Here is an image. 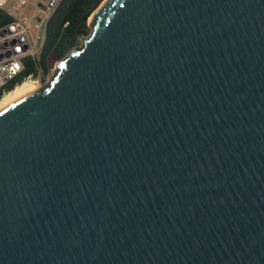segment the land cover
Masks as SVG:
<instances>
[{"label":"water","instance_id":"obj_1","mask_svg":"<svg viewBox=\"0 0 264 264\" xmlns=\"http://www.w3.org/2000/svg\"><path fill=\"white\" fill-rule=\"evenodd\" d=\"M94 12L0 111V264H264V0Z\"/></svg>","mask_w":264,"mask_h":264},{"label":"built area","instance_id":"obj_2","mask_svg":"<svg viewBox=\"0 0 264 264\" xmlns=\"http://www.w3.org/2000/svg\"><path fill=\"white\" fill-rule=\"evenodd\" d=\"M60 2L61 0H0V9L12 18L9 24L0 27V99L7 93L4 89L6 84L22 74L26 62L35 63L39 60L47 23ZM55 69L56 66L45 75L41 69H36V77L28 75L21 84L29 82L38 89Z\"/></svg>","mask_w":264,"mask_h":264},{"label":"trees","instance_id":"obj_3","mask_svg":"<svg viewBox=\"0 0 264 264\" xmlns=\"http://www.w3.org/2000/svg\"><path fill=\"white\" fill-rule=\"evenodd\" d=\"M104 0H61L51 15L45 40L38 61H27L22 74L4 87L7 93L19 86L24 77H36L37 70L45 75L73 49L81 45L83 38L91 33L88 19ZM12 18L0 9V27L9 24ZM66 24V25H65ZM1 98V92H0Z\"/></svg>","mask_w":264,"mask_h":264},{"label":"bare ground","instance_id":"obj_4","mask_svg":"<svg viewBox=\"0 0 264 264\" xmlns=\"http://www.w3.org/2000/svg\"><path fill=\"white\" fill-rule=\"evenodd\" d=\"M94 13L91 14V16L89 17L90 22L93 20ZM32 89H36V87L32 83L25 82V83L17 86L13 91L6 93L2 97V99H0V111L3 110L4 108H6L8 105H10L16 99H18L21 95L25 94L26 92H28Z\"/></svg>","mask_w":264,"mask_h":264},{"label":"rangeland","instance_id":"obj_5","mask_svg":"<svg viewBox=\"0 0 264 264\" xmlns=\"http://www.w3.org/2000/svg\"><path fill=\"white\" fill-rule=\"evenodd\" d=\"M26 12L28 13V9L26 10ZM89 22H90V20L88 19V23ZM53 74H54V72L49 75V77L47 78V80H45L44 85L47 84L50 81V78H51V76H53Z\"/></svg>","mask_w":264,"mask_h":264}]
</instances>
